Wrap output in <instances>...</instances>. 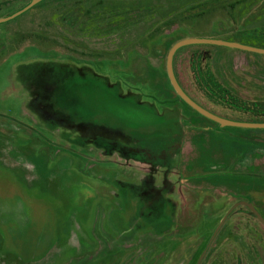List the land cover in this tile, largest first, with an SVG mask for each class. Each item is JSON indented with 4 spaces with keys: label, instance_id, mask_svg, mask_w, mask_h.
<instances>
[{
    "label": "rangeland",
    "instance_id": "rangeland-1",
    "mask_svg": "<svg viewBox=\"0 0 264 264\" xmlns=\"http://www.w3.org/2000/svg\"><path fill=\"white\" fill-rule=\"evenodd\" d=\"M35 1L0 0V264H264L245 205L264 218V129L179 99L167 58L192 27L141 40L158 12L139 0L16 16ZM242 2L202 37L264 48V0ZM194 46L174 60L182 85L217 116L264 124V54Z\"/></svg>",
    "mask_w": 264,
    "mask_h": 264
},
{
    "label": "trees",
    "instance_id": "trees-1",
    "mask_svg": "<svg viewBox=\"0 0 264 264\" xmlns=\"http://www.w3.org/2000/svg\"><path fill=\"white\" fill-rule=\"evenodd\" d=\"M158 1L160 2L161 0H147V1L146 0H139V2L135 1L136 5H139L142 8L144 6H146V7H148L147 10L155 9L154 11L158 12V15L156 14L153 16L156 19L155 22L153 24L148 25L146 30L144 31V33L141 34L142 35L141 40L154 41L163 34L173 33L176 30H179L181 28H188V27H192V30H193V34H192L193 37L192 38H204V37H202V33H203L202 31H204V29L206 27H208L212 22L215 25L217 20L219 21L221 19L222 21H225L224 17L222 15H218L219 10L223 9L227 12L228 16H233L235 18V16H236L235 14L238 13V10L240 9V7L243 3L242 2L243 0H230V1L229 0H168L167 4H160ZM104 3H106V2L99 1V5L95 4L92 6L93 7H95V6L101 7L102 5H105ZM119 4H123V3L119 2ZM119 4L116 5V4H113L111 2L110 5H112L111 7L116 6L117 9H121L122 7H125L127 5L126 3H124V5H119ZM186 15H188V16H186ZM185 16H186V18H188L190 20L187 24H185L186 22L182 23V21H180L181 18L185 17ZM60 18H61L62 23L68 25L67 22L69 20V15H65V16L60 15ZM171 25L173 27L170 28ZM124 26H126V25H124ZM234 32L236 33V36L238 38L242 37V35L239 34L238 32H236V31H234ZM223 35H225V33L216 32V35H214L213 38L232 41L230 39L225 38ZM252 38L254 39L255 36H253ZM240 43L250 45V46H256V47L261 46L260 44H254L252 42H250V43L240 42ZM194 47H205L208 49L210 48V49L215 50L216 53H219L221 51L225 52V51L229 50V49L223 48V47L208 46V45H199V46H194ZM189 48H193V47H189ZM189 48L180 49L176 53L174 60L176 61V58L179 56V54L182 53L184 50L189 49ZM220 69H223V68H220ZM224 73L228 77V72L226 69H225ZM175 74H176V72H175ZM198 75L201 78L203 75V72H200ZM176 76H177V74H176ZM177 79H178L180 85L185 90V92L194 101H196L203 108L213 112L212 110H214V109H212L210 106L209 107L212 110H210L206 106H204L205 103L203 102V98L205 99V95H203L201 97L202 99L200 100L198 97L193 95L188 89H186L182 85L178 76H177ZM203 86L205 87L204 83H202V87ZM196 90L201 91V87H199V89L196 88ZM204 91L208 92L209 88L205 87ZM179 99L182 100L180 97H179Z\"/></svg>",
    "mask_w": 264,
    "mask_h": 264
},
{
    "label": "water",
    "instance_id": "water-1",
    "mask_svg": "<svg viewBox=\"0 0 264 264\" xmlns=\"http://www.w3.org/2000/svg\"><path fill=\"white\" fill-rule=\"evenodd\" d=\"M43 0H37L33 4H31L29 7H27L22 12L18 13L16 16L21 15L22 13L28 11L31 9L35 4L41 2ZM15 16V17H16ZM192 45H209V46H217V47H223V48H230L245 52H254L258 54H264V48L256 47V46H250L246 45L240 42H234V41H228L218 38H188L185 40H182L178 43H176L170 50L167 58V69L170 81L176 91V93L181 97V99L188 104L191 108H193L195 111L199 112L201 115L217 122L222 127L226 126H234V127H242V128H258V129H264V124H255V123H241V122H234L227 120L225 118H222L220 116H217L214 113H211L207 109L203 108L201 105H199L196 101H194L183 89V87L180 85L177 76L175 74L174 69V59L176 56V53L188 46ZM248 208H250L257 216L259 221L264 225V218L260 213L256 210V208L252 204H245Z\"/></svg>",
    "mask_w": 264,
    "mask_h": 264
}]
</instances>
